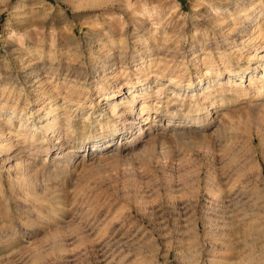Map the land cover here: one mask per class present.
Returning a JSON list of instances; mask_svg holds the SVG:
<instances>
[{"label":"rangeland","instance_id":"1","mask_svg":"<svg viewBox=\"0 0 264 264\" xmlns=\"http://www.w3.org/2000/svg\"><path fill=\"white\" fill-rule=\"evenodd\" d=\"M263 44L264 0H0V264H264Z\"/></svg>","mask_w":264,"mask_h":264},{"label":"bare ground","instance_id":"2","mask_svg":"<svg viewBox=\"0 0 264 264\" xmlns=\"http://www.w3.org/2000/svg\"><path fill=\"white\" fill-rule=\"evenodd\" d=\"M241 2V1H240ZM242 3V2H241ZM258 5V4H257ZM239 17V16H238ZM255 29V28H254ZM260 35V36H259ZM258 36L259 37H262L263 36V34H259ZM254 37V36H253ZM247 39V38H246ZM118 41H121V40H118ZM117 44V43H116ZM256 44V43H255ZM261 44V43H260ZM259 45V44H258ZM257 45V46H258ZM104 46V45H103ZM152 46V45H151ZM256 46V47H257ZM255 47V48H256ZM261 48H260V50H258V51H256L255 50V52L252 54V55H250V56H248V60H249V64L246 66V67H244V68H241V69H238V70H232L231 68H229V67H227V68H225V70L223 71L224 73H226V75H227V80H229L230 79V77L231 76H235V77H237V79L239 80V82L241 83L242 81H244V79L246 80V77H248L249 79V81H251L252 80V78H253V75L252 74H254V72L256 73L257 72V69H261L262 71H264V65L262 64L263 62H264V44L262 45V46H260ZM254 49V48H253ZM109 50H111L110 48H109ZM112 50H113V48H112ZM118 53V52H117ZM196 55V54H195ZM206 58V57H205ZM204 58V59H205ZM153 62V61H152ZM152 62H150L151 64H152ZM147 63V62H146ZM148 63H149V61H148ZM252 63V64H251ZM145 65V64H144ZM150 66V65H149ZM252 66V67H251ZM139 67V66H138ZM146 67V66H145ZM141 68V67H140ZM224 68V67H223ZM137 69V68H136ZM142 69H143V67H142ZM150 69V68H149ZM151 70V69H150ZM217 70V69H216ZM219 70V69H218ZM158 71V70H157ZM145 73V72H144ZM149 73V72H148ZM146 74L145 73V75H146V78H142L141 79V81H145L146 79H148V76H149V74ZM152 73V72H151ZM223 73V74H224ZM154 74H155V72H154ZM221 74V72L219 71L218 73H217V76L215 75V77H219V75ZM159 75L158 74H155V75H153V77H158ZM226 80V81H227ZM231 81H233V80H231ZM130 82H132V81H127V84H126V87H127V92H128V95H127V97H128V99H126V102H125V109H124V111H122V113H120V115H124V114H127L129 111L128 110H131L132 111V109H133V101H134V98H135V92L133 93V92H131V88L133 87L131 84H130ZM255 82V81H254ZM134 83V82H133ZM250 83V82H249ZM240 85H242V84H240ZM248 85V84H247ZM249 85H251V84H249ZM143 87V86H142ZM191 87H192V83H190V82H187V85L185 86V88H183V89H191ZM196 87V86H195ZM262 87V86H261ZM144 88V87H143ZM142 88V89H143ZM146 88V87H145ZM144 88V89H145ZM150 88V87H149ZM169 88V87H168ZM194 89V88H193ZM263 89V88H262ZM101 90V89H100ZM99 90V91H100ZM135 90V89H134ZM148 90V89H147ZM192 90V89H191ZM141 91V90H140ZM144 91V90H143ZM144 92H146V91H144ZM247 92V91H246ZM258 93H259V91H257ZM262 92V91H261ZM261 92H260V94H261ZM142 93V92H141ZM158 93H159V91H158ZM245 94H248L249 95V93H245ZM259 94V95H260ZM118 95H119V93H118ZM137 95V94H136ZM117 96V95H116ZM242 96V95H241ZM247 96V95H246ZM245 96V97H246ZM112 97V96H111ZM113 97H114V95H113ZM146 97V96H145ZM148 98V97H147ZM241 98V97H240ZM239 98V99H240ZM238 99V100H239ZM244 100V99H243ZM246 100V99H245ZM79 101V100H78ZM108 102V101H107ZM140 102V101H139ZM150 102V101H149ZM157 102V101H156ZM137 103V102H136ZM144 103V102H143ZM142 103V104H143ZM76 104V103H75ZM114 104V103H113ZM141 104V103H140ZM146 104V103H145ZM153 104V103H152ZM146 105H148V104H146ZM124 106V105H123ZM135 106H136V104H135ZM57 108H60V109H66V111H71L70 112V114L68 113V115H72L73 113H74V116L73 117H75L77 114V111L79 110V108H80V103H78L77 102V104H76V107L75 108H73V109H71V107L70 106H68V105H65V106H63L62 105V103L61 104H58L57 106H56ZM106 107L108 108V110H114V106L112 105V104H110V103H106ZM147 108H150V107H147ZM155 109V108H154ZM53 110H55V108H53L52 107V104L51 105H49V109L46 111V117H45V120L49 117V114L53 111ZM142 110V109H141ZM117 111V110H116ZM130 111V112H131ZM144 111V110H143ZM155 111H156V109H155ZM115 112V111H114ZM119 112V111H118ZM147 112H149V111H147ZM208 113V112H207ZM115 114V113H114ZM117 114V113H116ZM10 115H13V112H11L10 113ZM106 115V114H105ZM112 115V114H111ZM138 115V114H137ZM126 116V115H125ZM11 117L12 116H9L8 118H9V120H8V122H10V119H11ZM114 117H115V115H114ZM69 118V117H68ZM84 120H88V122H89V120L91 119V115H90V113L89 114H87V115H85L84 116ZM112 118V117H111ZM144 118V117H143ZM73 119V118H72ZM68 120V119H67ZM118 120V119H117ZM113 121V120H112ZM69 122V121H68ZM67 123V122H66ZM69 123H72V122H69ZM90 123V122H89ZM73 124V123H72ZM71 124V125H72ZM33 126H35L34 124H33ZM49 126H50V124L48 123V121H46V125L44 126V127H42L41 129L43 130V131H46L48 128H49ZM73 126V125H72ZM39 128V127H38ZM113 129H114V126L112 127ZM125 129V128H124ZM52 130H53V128H52ZM115 130V129H114ZM112 131V130H111ZM116 131V130H115ZM52 132V131H51ZM113 132V131H112ZM112 132L110 133V134H112ZM109 133V132H108ZM32 134V133H31ZM45 136H47L46 134H45Z\"/></svg>","mask_w":264,"mask_h":264}]
</instances>
